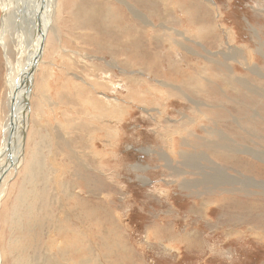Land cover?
Returning a JSON list of instances; mask_svg holds the SVG:
<instances>
[{"label":"rangeland","instance_id":"1","mask_svg":"<svg viewBox=\"0 0 264 264\" xmlns=\"http://www.w3.org/2000/svg\"><path fill=\"white\" fill-rule=\"evenodd\" d=\"M50 9L21 154L0 181V264H74L87 245L91 264H264V0H53ZM145 13L159 23L147 37ZM10 21L1 164L7 79L25 62ZM58 223L66 242L78 229L84 244L66 253Z\"/></svg>","mask_w":264,"mask_h":264},{"label":"bare ground","instance_id":"2","mask_svg":"<svg viewBox=\"0 0 264 264\" xmlns=\"http://www.w3.org/2000/svg\"><path fill=\"white\" fill-rule=\"evenodd\" d=\"M52 1L53 0H0V8L2 11L1 23H0V44L2 46L4 44L2 38H3V35L5 34V32L8 31L9 21L11 19L15 25L13 27V33H14L13 35L15 37V49L19 52V56H22V55L25 56V62L22 63L21 65H19L18 77H15L13 79L8 77V79H7V85L10 89V95H9V97H10V105H9L10 115H9V117H10V121H11V125H12V130H11L12 136H11V140L9 142L10 148L8 151H7L6 146H5L7 136H6V139L4 141V147L2 150L3 151L2 157H4L6 151H7V154L10 153V155L7 157L8 159L6 158L7 161L4 160L3 161L4 163H2V164L0 163L1 164L0 165V180H2L3 176L8 172V170L11 167H15L16 161L18 160V157L21 154V150H22L21 146L22 145H21L20 138L22 137L21 134L23 133V130L25 127L26 117L28 116L27 115L28 111L26 112V110L29 107L28 100L31 97V82H32L31 80H32L35 69L33 71H31V70L33 68V65L36 66L40 62V59L42 56V48H43V44H44L43 41L46 37L45 34H46V28H47L46 20L48 17L47 15L52 14V11L50 9ZM145 1H147V0H143V2H145ZM59 8H61L60 4H59ZM92 8L98 9L97 6H94ZM134 37H136V36H134ZM119 39H120V41L122 40L121 41L122 43L119 45H123V47H124L127 43V39H129V36H127V35L125 36V32L121 31ZM123 47L121 46L120 49L122 50ZM128 49L129 50H126L127 56L130 54V52H131V54H133V56H134V54H137V52L131 51V48L128 47ZM136 58L137 57H135V59ZM144 58H145V55L144 56L142 55V59H144ZM6 123H7V132H8L10 125H9V122H6ZM15 139H17L16 142L18 143L17 148L13 147ZM18 140H19L20 144H19ZM215 178L220 179L222 177L215 176ZM63 204H64V202H63ZM63 204H61V206L64 207ZM92 217H94V216H92ZM96 217H98V216H96ZM93 219H95V217ZM95 220L98 221L97 219H95ZM81 222L82 221H80L79 224L82 227ZM82 223L84 226L87 225L84 223V221ZM59 224H61V223H58L57 225H55V227H57V230H61V231H59L60 233L56 234V236L59 238L62 237L61 240L65 244L64 245L62 243L63 246H65V248H66V250H65L66 253H67L68 247H72L75 250V249H77V246H76L77 243H83L84 244V236H83V234L81 235V232L78 229L75 230V232L74 231L70 232L71 236H73L72 241H74V242L71 241V245L68 242H66L65 238L68 236H67L65 230L59 229V227H60ZM79 224H77V225H79ZM64 226L65 225H63L61 228L64 229ZM86 229H87V227H86ZM89 231H90V236L94 239V237H95L94 233L95 232L92 230H89ZM111 233H112L111 231L110 232L107 231L103 237L100 236V238H102V240H103V244L106 247H111V245L115 242L116 238L114 239L112 236H110V235H112ZM80 235H81V237H80ZM99 241H100V239H99ZM60 243H61V241H60ZM87 246H85V248L87 250L88 255L86 254L87 255L86 257L83 256V257L78 258L77 262H74V264H89V263L91 264V262H95V263L97 262L94 259H92V258H95V255L92 253V250L88 249ZM60 253H63V250L60 249ZM63 256L64 255H62L61 257H63ZM49 262L51 263L52 261H49ZM49 262L47 264H50Z\"/></svg>","mask_w":264,"mask_h":264},{"label":"crops","instance_id":"3","mask_svg":"<svg viewBox=\"0 0 264 264\" xmlns=\"http://www.w3.org/2000/svg\"><path fill=\"white\" fill-rule=\"evenodd\" d=\"M146 17H147V14L145 13V14H144V20H145V24H144V25L146 26V27H145L146 29L144 30V33H143V36H145V37H147V35H148V36H149V35H152V34L150 33L151 31H150V29H149V24L151 25V30L154 29L156 26L159 25V23H154V24H153V23H152V24L149 23V21H147L148 19L146 20ZM150 22H151V21H150ZM144 25H143V26H144ZM160 25H161V23H160ZM161 39H162V38H161ZM153 41H159V39H158V40H153ZM161 41H162V40H161ZM163 41H165V39H163ZM33 142H36V150H38L37 148H40V146H41V144H39V139H38V140L35 139ZM33 142H32V143H33ZM30 153H32V151H31ZM37 164H38V163H37ZM214 175H215V176L222 177V173H221V174H218V173L215 172ZM215 176H214V177H215ZM213 179H215V178H213ZM225 199H227V201L229 202L230 200L237 201L239 198H230V197H229V198H225ZM240 220H244V219H240Z\"/></svg>","mask_w":264,"mask_h":264},{"label":"water","instance_id":"4","mask_svg":"<svg viewBox=\"0 0 264 264\" xmlns=\"http://www.w3.org/2000/svg\"><path fill=\"white\" fill-rule=\"evenodd\" d=\"M34 69H35V65H33V68H32L31 71H33ZM8 122H9L10 127H9L8 132H7V139H6V144H5L7 151H8L9 148H10V144H9V142H10V140H11V136H12V135H11L12 125H11L10 117L8 118ZM0 181H1V180H0Z\"/></svg>","mask_w":264,"mask_h":264},{"label":"trees","instance_id":"5","mask_svg":"<svg viewBox=\"0 0 264 264\" xmlns=\"http://www.w3.org/2000/svg\"><path fill=\"white\" fill-rule=\"evenodd\" d=\"M252 246H253V245H252ZM254 250H255V249L252 250L251 254L253 253ZM249 257H250V256H249ZM243 258H244V256H243L242 258L237 259L236 263H237V264H242L240 261H241Z\"/></svg>","mask_w":264,"mask_h":264}]
</instances>
